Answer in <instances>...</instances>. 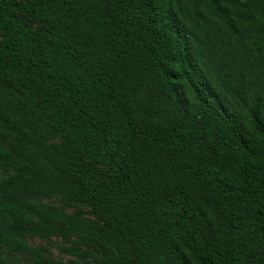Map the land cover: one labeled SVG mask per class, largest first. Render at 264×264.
Instances as JSON below:
<instances>
[{
	"label": "trees",
	"instance_id": "obj_1",
	"mask_svg": "<svg viewBox=\"0 0 264 264\" xmlns=\"http://www.w3.org/2000/svg\"><path fill=\"white\" fill-rule=\"evenodd\" d=\"M0 38V264H264V0H0Z\"/></svg>",
	"mask_w": 264,
	"mask_h": 264
},
{
	"label": "rangeland",
	"instance_id": "obj_2",
	"mask_svg": "<svg viewBox=\"0 0 264 264\" xmlns=\"http://www.w3.org/2000/svg\"><path fill=\"white\" fill-rule=\"evenodd\" d=\"M1 39V38H0ZM69 211H75L76 208H68ZM88 210V209H85ZM29 243L34 247H47L49 250V253L55 257V258H63L67 259L70 256L66 253H63L59 250L58 244H60V239L58 238H52L50 241L42 240L40 238H28ZM13 258H16L20 264H33V257L30 253L25 252H17L12 255Z\"/></svg>",
	"mask_w": 264,
	"mask_h": 264
}]
</instances>
